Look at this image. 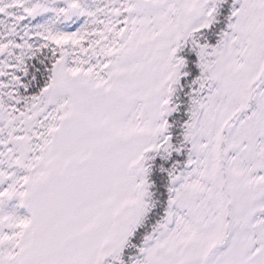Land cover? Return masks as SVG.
Here are the masks:
<instances>
[{
    "label": "snow or ice",
    "instance_id": "1",
    "mask_svg": "<svg viewBox=\"0 0 264 264\" xmlns=\"http://www.w3.org/2000/svg\"><path fill=\"white\" fill-rule=\"evenodd\" d=\"M0 264H264V0H0Z\"/></svg>",
    "mask_w": 264,
    "mask_h": 264
}]
</instances>
